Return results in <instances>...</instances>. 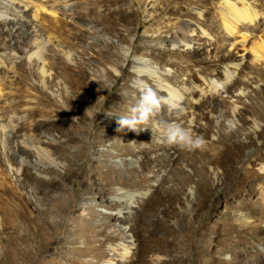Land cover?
<instances>
[{
  "label": "rangeland",
  "instance_id": "374dc122",
  "mask_svg": "<svg viewBox=\"0 0 264 264\" xmlns=\"http://www.w3.org/2000/svg\"><path fill=\"white\" fill-rule=\"evenodd\" d=\"M74 1V20L63 16L59 32V23L45 11L35 38L20 46L2 42L9 54L21 47L27 53L21 66L6 59V74L0 73V264H104L108 248L124 234L116 233L120 227L107 215L124 208L130 194L134 230L129 233L135 236L127 244L137 256L119 264H155L157 252L145 240L165 231L170 240L187 241L170 244L173 263L168 253H157L163 264H264V219L257 228L247 211L264 209V58L253 62L251 42L246 50L229 49L228 36L214 19L216 0L199 6L182 2L167 19L166 11L147 16L148 0ZM208 8L204 27L210 28L211 51L167 42V36L180 34L190 18L187 11ZM87 20L99 33L88 30ZM256 33L251 40L264 37V24ZM242 55L251 79L243 89L242 77L227 66ZM208 78L217 82L221 99L208 98L207 112L194 114L199 129L190 130L203 138L202 147H164L154 127L170 123L163 105L137 131H118L119 115L142 89L165 98L170 84L186 96L190 113L201 103L189 88L205 89ZM18 121L23 136H49L47 147L59 167L39 170L33 162L16 173L7 133ZM25 157L34 160L32 154Z\"/></svg>",
  "mask_w": 264,
  "mask_h": 264
},
{
  "label": "bare ground",
  "instance_id": "6f19581e",
  "mask_svg": "<svg viewBox=\"0 0 264 264\" xmlns=\"http://www.w3.org/2000/svg\"><path fill=\"white\" fill-rule=\"evenodd\" d=\"M114 1L119 0H111V2ZM199 1L208 2L210 0H148L144 9L147 10V16L155 17L160 12L166 11V16L162 18L167 19L169 18L170 14H176V12L179 10V7H181L180 3L185 2L186 4L192 6H199ZM216 1V14L214 19L220 21L224 28L225 34L228 36L227 45H229V49L232 51H235V49L246 50V45L251 42L253 44V50H251L254 56L253 62L258 63L261 58H264V37L259 35L256 41H253V39L251 40V38L257 36L256 31H258L262 24H264V0ZM76 3L77 2L74 0H0V73L6 74V66L4 64L6 59L11 60L10 62H12V64L15 63L16 66H21L24 62V59L26 58L27 53V51L21 47L19 51L16 50L17 52L9 54L2 45V42H4L5 39H9L10 41L12 40L15 46H20L22 40L26 38H35L37 33L40 31L39 21L42 17L41 14H45V11L50 12L54 20L59 23L55 29L56 32H59L60 28L62 27L60 23L61 20H63V16H67L74 20V16L71 15L72 13L74 14V6ZM87 4H89V2ZM84 7V12L87 13L86 15H90L92 12L91 6L86 5ZM127 8H129V6H127ZM209 13L210 8L205 11H187L186 16H189L190 18L183 21L180 27V34L177 33L179 37L177 35H172V37L167 36V42H169L172 47H184L193 49L194 51H211L213 46L211 39L209 38L210 28L204 27V20L209 15ZM128 15L129 13L127 12L122 13L121 17H127ZM85 25L88 30L99 33V30L95 27V24H93L90 20H87ZM244 29L247 31L242 32ZM128 49L122 48L124 53H127ZM39 59L41 61L44 60L42 56H40ZM243 59L244 56L242 55L238 61L227 63V66L231 68L230 73H236L237 76L240 78L242 77V82H240L242 84V89L244 87L246 88V84L251 82V79L247 74L248 72H244L243 66L241 65ZM44 63H41L42 65L39 66L41 72L44 71ZM137 63L148 66V62L143 58H137ZM135 70L142 72V68L139 66H136ZM166 73L169 75L168 72ZM230 73L228 72V74H226V78L227 76H230ZM135 84L139 85L140 88L145 86L138 81H135ZM189 89H192V91H189L188 93L195 91L198 94V100H196L195 103H201L200 107H198L195 111H191L189 113V111L185 110V102L187 100L186 96L179 94L177 90L170 84L166 85L165 98L175 97L176 106L170 107L167 104L162 105L167 108V111L170 115V123H179L185 128H189L194 131L195 129H199V123L195 120L194 114H196V116L198 115L199 117V115L202 116L207 112L206 100L208 98L211 99L210 101H212L215 99L220 100L221 97L220 93L217 91L219 90L217 82L215 83V81L211 80L210 78L207 79L205 89H199L197 86H192ZM237 113V109H234L232 114L235 116ZM187 116H190V118H187ZM232 124L233 123H230L231 128L233 127ZM18 126L19 121L12 126L11 132L9 134L7 133L9 141H11L13 144L14 159L15 163L17 164L15 167L16 173H20V171L23 170V166L25 164H33V162L39 166V170L41 169L40 167H59L58 159L52 153L53 151L51 152V150H49L47 147L49 144V136L45 132H41L42 135L40 138L36 139L32 137H26L19 132ZM164 147L169 150L183 149L177 145H168L166 143L164 144ZM140 149L142 150V147H140ZM26 153L34 155V160L28 161V159L25 157ZM260 169L264 171V166H261ZM196 171L199 173L198 168ZM138 193L147 195V191ZM133 196L134 194H130L129 201L124 208L118 209L115 212L107 215L108 219L118 223L117 225L120 227V229L116 228V233L118 234V232H122L124 234L122 236V242H119L108 248L110 251V256L104 264H119L122 261H125L130 254L131 256H137V251L135 252L132 250L133 246L131 245L129 247L127 244L131 242L133 236H135V233H129L130 230H134L133 225L130 224L131 216L128 212V208L131 207L134 202L132 201ZM165 210L166 212L168 211V209ZM247 211L254 216V220H251V222L254 223L252 225H255L257 228H259V223L257 221L264 219V209H247ZM163 234L164 235L158 236V238L155 237L156 239L148 236L145 242H149L151 246H153L154 251L157 253H168L170 255L169 260L171 263H173L176 259V256L172 254L170 244H174L175 242L186 243L187 238L182 237L178 241L174 238L170 240L168 239L167 235L169 234L167 231H165ZM157 253L153 254L155 264L165 263L162 258L160 260L159 254ZM136 261L139 262V259L136 258ZM234 261L235 260H232L229 264H234Z\"/></svg>",
  "mask_w": 264,
  "mask_h": 264
},
{
  "label": "clouds",
  "instance_id": "9594fccd",
  "mask_svg": "<svg viewBox=\"0 0 264 264\" xmlns=\"http://www.w3.org/2000/svg\"><path fill=\"white\" fill-rule=\"evenodd\" d=\"M162 104L175 107V97L162 98L152 88L142 89L128 111L119 115L117 123L120 128L118 131L124 128L137 131L139 125H147L156 112L160 110ZM154 127L161 141L168 145H177L186 150H194L204 144L202 137L194 136L190 129L179 123H166L162 126L154 125Z\"/></svg>",
  "mask_w": 264,
  "mask_h": 264
}]
</instances>
